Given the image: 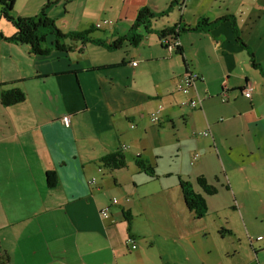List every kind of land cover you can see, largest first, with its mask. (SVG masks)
Listing matches in <instances>:
<instances>
[{"label": "crops", "instance_id": "crops-1", "mask_svg": "<svg viewBox=\"0 0 264 264\" xmlns=\"http://www.w3.org/2000/svg\"><path fill=\"white\" fill-rule=\"evenodd\" d=\"M65 2L66 15L54 18L62 31L90 29L92 37L108 43L131 33L141 8L162 15L152 19L150 32L139 29L145 34L139 45L117 49L123 56L85 66L72 60V53L78 57L93 51L92 45L110 53L116 49L67 39L72 50L54 48L43 56L29 45L0 38V244L10 264H264V246L255 247L260 236L249 237L254 256L251 251L232 258L221 241L224 233L235 235L237 226H199L181 187V180H187L202 193L198 177L213 186L216 181L224 185L226 178L238 196L246 193V185L264 182V172H259L264 169V0ZM103 12L111 19L100 18ZM224 16L236 18L260 67L254 66L250 49L237 40L232 21ZM202 17L213 23L202 31H182L175 40L180 49L166 45L159 34L182 21L196 26ZM2 31L12 36L16 29ZM99 31L107 32V38L97 35ZM53 41L51 37L48 44ZM149 41V53L141 52ZM60 51L67 54V64H62ZM142 63L157 71L154 87L145 95L135 89L117 97L92 94L88 73L104 70L116 80L112 72L133 65L137 75ZM192 70L201 77L185 95L176 84ZM247 83L254 85L252 98L241 92ZM13 88L25 92L26 99L6 106L3 92ZM197 94L203 99L198 107L183 104ZM88 97L98 102L93 110ZM66 114L71 115L69 125L62 120ZM173 146L186 150L188 157L175 170L165 159ZM118 151L126 165H105L103 158ZM195 152L201 156L193 161ZM138 155L151 162L156 176L138 166ZM211 163L219 168L206 166ZM48 170L58 174L56 187L48 185ZM206 199L209 209L203 217L210 215V197ZM105 206L110 207L108 218L101 214ZM126 215L132 220L131 232ZM142 216L150 230L136 231L132 223ZM132 236H142L144 249L129 245ZM130 249L135 251L131 256Z\"/></svg>", "mask_w": 264, "mask_h": 264}, {"label": "rangeland", "instance_id": "rangeland-1", "mask_svg": "<svg viewBox=\"0 0 264 264\" xmlns=\"http://www.w3.org/2000/svg\"><path fill=\"white\" fill-rule=\"evenodd\" d=\"M48 2H50L48 14L51 17L61 18L62 15L64 16L66 15L65 11L66 9H68L69 6L66 4L65 0H17L14 14L20 16L36 15L40 12L41 8ZM76 14L79 15L77 12ZM72 15L75 14L72 13ZM72 15H70L71 18H75V17L78 18V16H72ZM70 16H68L67 19H69ZM100 18L111 19V17H109V15H105L104 12L102 13ZM0 21H1L0 31H2L8 26H11V28H13L14 30L16 29V27H14V25L11 22L6 21L5 17L1 14V8H0ZM2 27L4 28L2 29ZM97 35L107 38L108 34L105 31H99L97 32ZM51 37L52 36H50V38ZM92 46L95 47L96 49H92L93 51L90 50L83 51L82 54H78V57H77V53L76 54L72 53V55L74 56V59L72 57V60L76 59L77 61H79L80 65L85 66V65H92L99 61L104 62L106 59L109 58L107 56L121 57L124 55L123 50L120 51L114 50L112 51L113 53L112 52L110 53L102 47L96 45H92ZM139 49L141 50V52L149 53V51L151 50L150 41L146 42L145 45L141 46ZM61 54L64 57L61 60L62 64L63 63L67 64L69 61L68 56H65L67 54L62 52ZM132 66L133 65H130L124 69L121 67L120 69L112 72V74L115 75L116 80H111L109 78L111 74L108 75L107 71L104 70L96 71L95 73H88L87 75L86 74L84 75L88 76L87 78L90 79L89 84H91V87H93L92 94L93 95L95 94L96 96H100L101 93L104 92V98L117 97L124 95L127 92H132L134 89H135V94L137 91H139L140 95L141 94L145 95L148 90L154 87L157 71L152 66L144 65L142 63L139 72L137 73V75H134V73L132 72L133 71ZM122 79H124V82H122ZM99 85H102V88ZM88 99L90 100V105L93 110V106L98 105V102L91 99V97H88ZM142 103L144 102L142 101ZM152 124H154L159 129H163L162 127H160L158 123L152 122ZM142 126L143 125L140 124L139 126L140 130ZM166 126L167 129H170L168 125ZM127 136L129 137V134H127ZM186 155H187L186 150L183 151L178 150L176 149L175 146H173L171 151L166 154L165 159L166 161L169 162V166L175 170L179 167L181 162L188 161V157ZM206 166H210L211 169H217V167L219 168L218 163H211ZM259 172L263 173L264 169H261V171ZM259 172L256 171V173ZM220 176L224 178L223 174H220ZM224 181H225L224 185L217 183V181L214 185L218 190L217 191L218 194L210 195L205 193L202 189V193L206 197H210L211 208L209 211L210 215H208V217H203L200 219L197 218L198 225L201 227L207 226L209 228L210 227L212 228L214 226H218L219 224L220 229L221 227H228L229 226L228 223L236 225L237 226L236 234L230 235L229 233H224L223 236L224 239L221 241V243L222 245L226 244L227 248L231 250V254H233L231 256L232 258H234L235 256L234 254H236L237 258L239 256L244 258L248 254H250V252L255 247L260 249V247L264 246V182L263 181L259 182L257 187H253V188L247 187L246 185L245 187L246 193L242 195L239 194L238 196H236L234 195V193L231 192V185L228 184L226 178H224ZM234 206H236V208H234ZM193 214L196 217L195 213ZM144 217L146 216L135 218L134 222L132 223L134 224L133 226L136 231L138 230L146 231L148 230V228L150 230L151 224L149 220L147 218L144 219ZM125 221L127 225V232H131L132 229L130 228H131L132 220H130V218L126 215ZM238 233L240 236L238 235ZM250 236L261 237L257 241H255L257 243L255 247L251 246V244L249 243ZM140 239H142V236H139L138 239L134 238L133 236L129 237L128 238V241L130 243L129 245L133 246V244H136L139 248L143 247L144 249V243L140 241ZM156 239H158V237ZM247 241L248 243H246ZM130 250L131 251H129L128 255L131 256L132 253L135 251L134 249H130ZM252 253L253 255L251 256H254L255 255L254 251H252ZM261 255L264 259V253H262Z\"/></svg>", "mask_w": 264, "mask_h": 264}, {"label": "trees", "instance_id": "trees-1", "mask_svg": "<svg viewBox=\"0 0 264 264\" xmlns=\"http://www.w3.org/2000/svg\"><path fill=\"white\" fill-rule=\"evenodd\" d=\"M16 3L17 0H0L1 14L7 21L11 22L14 27H16V32L12 36H6L2 31H0V37L18 44L29 45L30 50L34 54L43 56L48 55L54 48L60 49L62 51L72 50L73 46L65 42L67 39L93 42L109 49L116 50L126 47V43L130 46H137L143 41L145 36L143 32L139 31V29L143 27L144 32H150L152 19L162 15L153 12L147 6L141 8L138 17L133 24L131 33L120 36L113 42L108 43L103 39L92 37V30L90 29L84 31H62L57 25L56 20L48 14L50 2L45 4L38 14L33 16L15 15L14 11ZM223 18L230 19L232 21L237 40L242 46L250 49V55L254 66L260 67L261 63L256 62L254 52L240 35L236 18L234 16H232V18L229 16H224ZM182 22H179V24H177L175 27L164 29L159 32L160 36L166 41L164 42L166 45H168L169 41L178 40V37L182 31H202L213 23L206 17H202L196 26H190L186 23L183 24ZM170 35H173L171 36V39ZM49 36L54 38V41L51 45L48 44ZM177 46L180 49L179 45ZM262 72L264 74V71ZM25 99V92L19 88H13L4 91L2 95V102L6 106L15 105L24 101ZM135 160L142 170L146 171L150 175L156 176L155 167L148 159L138 155ZM103 161L105 165L113 168H120L126 165V158L121 151L107 155L105 158H103ZM46 177L50 187L53 188L58 185L59 179L56 171L48 170ZM197 182L207 194L216 193V187L209 184L204 176L198 177ZM181 187L187 208L194 212L198 218L205 216L209 209L205 195L195 190L193 183L190 181L181 180ZM9 257L10 256L2 250V246L0 244V264H10Z\"/></svg>", "mask_w": 264, "mask_h": 264}, {"label": "built area", "instance_id": "built-area-1", "mask_svg": "<svg viewBox=\"0 0 264 264\" xmlns=\"http://www.w3.org/2000/svg\"><path fill=\"white\" fill-rule=\"evenodd\" d=\"M105 23H107V20L105 21H98L96 23V27L97 28H101ZM171 47H176L177 44L175 43V41H169L168 43ZM200 74L196 71H188L186 73H184L181 78L179 79V81L176 84V90L179 92H182L183 94H190L192 92V90H194V88L196 89V83L197 80L200 78ZM254 85L251 83H247L245 84V86L242 88L241 92L244 96H246L247 98H252L253 94H254ZM202 98L197 94L194 97H191L189 99H186L183 101V104L185 105H189L192 108H196L198 107V105L202 104ZM163 106H159V108L161 109ZM63 122L66 125H69L71 123V115L70 114H66L63 116L62 118ZM153 120L154 121H159V116L155 115L153 116ZM133 127L135 126L134 124L132 125ZM205 135H209L210 132L209 130L204 131ZM200 153L199 152H195L194 156H193V161H196L199 157H200ZM113 203H117L118 200L114 199L112 201ZM109 210L110 207L109 206H105L102 210H101V214L104 218H108L109 216ZM133 248H136V244H133Z\"/></svg>", "mask_w": 264, "mask_h": 264}, {"label": "bare ground", "instance_id": "bare-ground-1", "mask_svg": "<svg viewBox=\"0 0 264 264\" xmlns=\"http://www.w3.org/2000/svg\"><path fill=\"white\" fill-rule=\"evenodd\" d=\"M206 131V130H205Z\"/></svg>", "mask_w": 264, "mask_h": 264}]
</instances>
